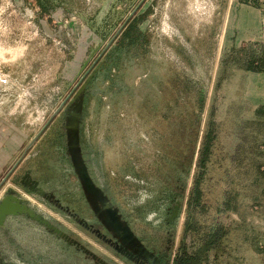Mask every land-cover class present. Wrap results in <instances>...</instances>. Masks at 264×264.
I'll list each match as a JSON object with an SVG mask.
<instances>
[{
  "label": "rangeland",
  "instance_id": "374dc122",
  "mask_svg": "<svg viewBox=\"0 0 264 264\" xmlns=\"http://www.w3.org/2000/svg\"><path fill=\"white\" fill-rule=\"evenodd\" d=\"M5 128L0 189L42 147L25 202L55 231L12 218L4 254L172 264L195 224L218 264H264V0H0Z\"/></svg>",
  "mask_w": 264,
  "mask_h": 264
},
{
  "label": "flooded vegetation",
  "instance_id": "af4514ba",
  "mask_svg": "<svg viewBox=\"0 0 264 264\" xmlns=\"http://www.w3.org/2000/svg\"><path fill=\"white\" fill-rule=\"evenodd\" d=\"M9 131L10 130L8 128H5L3 130V135L0 139V142L5 141L4 142L5 146H3L4 148L3 147L1 148L0 145V155L2 156V158L5 156V159H7L8 155L12 153V150L15 146L25 141L22 136L20 135L15 136L14 134H10ZM29 143L30 141L28 142V144ZM2 158L0 160V165L2 164ZM41 158H42V147L37 149L34 152V154L29 155V157L27 156V158H23L22 162H19L17 165L13 164V166L6 172L4 176L6 186L5 188L0 189V195H2L0 199V204L6 201L11 205H13L14 208H10V211L6 213L2 217V219H0V228H4L6 223H8L12 218L14 219L16 217H22L23 219L26 218L40 227L43 226L53 232L55 231L54 226L51 223L47 222L44 219V217H42L41 211H38L33 205H30L25 202L26 200H29L32 201L33 203H36L38 206H42L41 203L37 202V200L33 198V197L38 198L37 196L39 197L42 196V159ZM32 159L34 160V164L31 166ZM21 163L23 164L21 165ZM15 185H20L21 189H17ZM30 195L33 197H31ZM57 235H59V233H57ZM11 244H12L11 248L13 251L11 255H9V253L4 254L0 250V260H1L0 264H9L10 262H12V264H27L26 260L28 254H26V252L24 251L25 247L22 246L21 243L16 239V236L15 237L13 236ZM81 253L84 255V257L81 258L80 260H77L75 264H94L93 259L95 258L92 256L91 253L87 252V255L84 252ZM3 255H7V258H9L10 261L1 259L3 258ZM136 264H168V260L161 252L159 253L157 260L155 262L151 259H143V260L138 259L136 260Z\"/></svg>",
  "mask_w": 264,
  "mask_h": 264
},
{
  "label": "trees",
  "instance_id": "16d2710c",
  "mask_svg": "<svg viewBox=\"0 0 264 264\" xmlns=\"http://www.w3.org/2000/svg\"><path fill=\"white\" fill-rule=\"evenodd\" d=\"M202 150L205 152V139L204 143H202ZM199 161L201 164V159ZM189 230L192 234L184 235L181 238L172 264H218L215 249L223 231L221 225L213 232H205L202 235H200L199 229L195 224H192Z\"/></svg>",
  "mask_w": 264,
  "mask_h": 264
},
{
  "label": "water",
  "instance_id": "95a60500",
  "mask_svg": "<svg viewBox=\"0 0 264 264\" xmlns=\"http://www.w3.org/2000/svg\"><path fill=\"white\" fill-rule=\"evenodd\" d=\"M16 207V206H15ZM10 208H14L13 205L4 201L0 204V219L10 211ZM17 208V207H16Z\"/></svg>",
  "mask_w": 264,
  "mask_h": 264
}]
</instances>
